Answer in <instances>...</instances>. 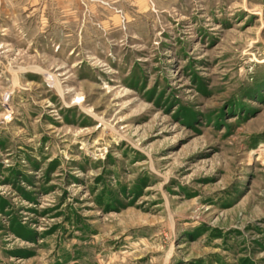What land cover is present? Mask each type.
Segmentation results:
<instances>
[{
    "label": "rangeland",
    "instance_id": "1",
    "mask_svg": "<svg viewBox=\"0 0 264 264\" xmlns=\"http://www.w3.org/2000/svg\"><path fill=\"white\" fill-rule=\"evenodd\" d=\"M0 264H264V0H0Z\"/></svg>",
    "mask_w": 264,
    "mask_h": 264
}]
</instances>
